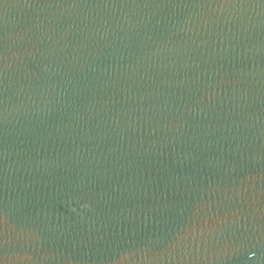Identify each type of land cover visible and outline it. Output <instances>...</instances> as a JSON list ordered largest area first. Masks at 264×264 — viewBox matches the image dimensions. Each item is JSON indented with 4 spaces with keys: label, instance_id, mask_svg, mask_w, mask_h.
Segmentation results:
<instances>
[{
    "label": "water",
    "instance_id": "obj_1",
    "mask_svg": "<svg viewBox=\"0 0 264 264\" xmlns=\"http://www.w3.org/2000/svg\"><path fill=\"white\" fill-rule=\"evenodd\" d=\"M0 264H264V0H0Z\"/></svg>",
    "mask_w": 264,
    "mask_h": 264
}]
</instances>
